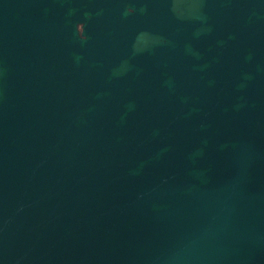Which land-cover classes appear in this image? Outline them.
<instances>
[{
  "label": "water",
  "instance_id": "obj_1",
  "mask_svg": "<svg viewBox=\"0 0 264 264\" xmlns=\"http://www.w3.org/2000/svg\"><path fill=\"white\" fill-rule=\"evenodd\" d=\"M85 1L0 0V264H264V0Z\"/></svg>",
  "mask_w": 264,
  "mask_h": 264
},
{
  "label": "flooded vegetation",
  "instance_id": "obj_2",
  "mask_svg": "<svg viewBox=\"0 0 264 264\" xmlns=\"http://www.w3.org/2000/svg\"><path fill=\"white\" fill-rule=\"evenodd\" d=\"M107 2V0H103ZM99 2V1H98ZM121 2L122 8L124 9L127 16L125 22L127 25L136 27L148 26L153 23L162 24V11L171 4V0H118ZM91 5L92 2H90ZM78 8L83 14L84 10L92 12V7L89 6V2L85 0H79ZM84 9V10H83ZM92 13H88L91 15ZM78 30L81 32L83 29V22H77Z\"/></svg>",
  "mask_w": 264,
  "mask_h": 264
}]
</instances>
